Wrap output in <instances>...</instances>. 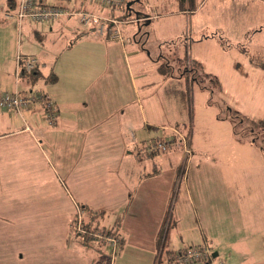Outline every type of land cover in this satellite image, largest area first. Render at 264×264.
<instances>
[{
    "label": "rangeland",
    "instance_id": "1",
    "mask_svg": "<svg viewBox=\"0 0 264 264\" xmlns=\"http://www.w3.org/2000/svg\"><path fill=\"white\" fill-rule=\"evenodd\" d=\"M11 1L20 2L0 0V12L3 14L0 15L1 69L5 66L3 57L7 54V58H10L8 49L6 50L8 43L3 40L8 36L6 27L16 29L18 44L23 40L28 49L31 48L33 52L37 50L46 70L50 69L48 64H54L72 42H90L91 39L88 38L74 42L81 31H75L76 34L73 35L76 28L73 22L72 30L58 26L57 23L53 32L39 29L40 26L35 22L25 21L27 24L22 27L24 21L20 22L18 18L8 19L4 15L10 9ZM163 1L127 0L131 15L120 19L122 23L119 28L124 41L130 45L126 47V52L131 51V48L138 51L129 61H136L138 58L140 61L153 62L148 70L150 75L136 82L138 89L142 91L141 87L147 85L145 83L156 81L150 88L151 99L145 93L141 92L140 95L143 106L157 108L161 112L151 114L145 109L150 123L146 125L149 130L146 135L150 137L147 141L164 135H167L165 140L171 136L180 138L178 132L186 135L187 128L192 130L188 139L190 153L184 151L182 144L177 141L171 142L167 151L152 155L158 157L166 154L165 156L175 159L173 162L162 163L161 169L166 172L176 171L177 167L181 174L190 170L185 185L188 187L189 181L190 189L186 191L182 187L181 191L174 189L170 193L169 209L178 223L169 227L167 248L178 250L201 244L202 236L196 231L200 229L206 235L212 232V237L227 235L233 225L232 221H237L242 234L252 233L256 227L260 230L258 234H264V228H261L264 225V211L256 212L251 207L257 199L264 203V127L257 123L264 117V0H196L198 6L193 12L183 11L176 0ZM57 3L59 2H53L55 5ZM123 13L124 11H117V16ZM103 14L110 16L111 13L107 10ZM147 17L153 21L147 23ZM137 21L142 22L138 25ZM27 27L32 30H26ZM77 28L80 27L77 25ZM30 32L32 33L29 34ZM113 41L117 40L110 42ZM114 44L116 43L110 45ZM115 54L121 63H125L122 49H118ZM65 57L58 60L59 66ZM112 57L115 59L114 54ZM68 62L66 60V64ZM155 64L161 70L167 64L170 73L175 74L177 80L183 78L175 86V92L169 81L165 82L157 77L158 74H154V70H158ZM68 72L66 68L61 77L63 81ZM132 73L135 75L137 72L132 70ZM125 75L128 80V75ZM32 86L36 90H45L48 84L40 78ZM60 86V83L51 84V89ZM154 99L157 107L152 106ZM134 110L126 111L125 117H131ZM244 116L249 120L243 121ZM137 118H140L139 113ZM183 123L188 126L182 128ZM106 133L111 135L110 131ZM170 133L171 136H168ZM111 147L121 148L116 143L111 146L107 143L103 148L93 147L95 152H100L97 154L98 158L91 154L93 152L88 153L89 161L95 160V164L91 161L86 170L87 194L91 203L97 206L105 204L112 193L110 185L104 191L103 179L107 176L102 179L98 177L101 164L111 169L115 164L106 160ZM189 193H192L190 198ZM142 206L136 205L137 209L132 206L129 210L118 209V213L121 212L122 215L126 211V215L130 217L123 228L118 227V232L125 229V243L121 246L118 245L120 239L117 235L110 234L108 230L113 225L115 215L109 212L104 217L102 214L93 218L92 230L89 231L82 228V225L88 223L92 215L81 204L75 206L69 233L71 244L67 243V234L63 246H50L42 254L38 251L39 238L43 237L39 231L31 226L14 227L3 224L6 228V242L0 243V264H44L48 260L53 262V258L56 264H182L170 261L166 251L162 255L157 251L159 257L155 261L152 218L158 212L139 210ZM231 208H234L232 212L229 211ZM257 213H261L263 217ZM139 214L140 219L136 222L134 217ZM251 216L254 222L252 227H248L249 223L246 222L251 220ZM245 217L247 218L244 220ZM260 220H263L262 226ZM198 224L201 228H198ZM84 230H87L86 233L90 232L92 241L85 242V238L77 236L80 231L84 234ZM49 235L46 231L44 238ZM105 235L116 239V249L119 246L117 251L104 239ZM58 236L56 234L55 237ZM55 237H50V241ZM21 253L24 254L23 259L20 258ZM173 256L172 253V258ZM209 260L202 264L217 263L212 257Z\"/></svg>",
    "mask_w": 264,
    "mask_h": 264
},
{
    "label": "crops",
    "instance_id": "2",
    "mask_svg": "<svg viewBox=\"0 0 264 264\" xmlns=\"http://www.w3.org/2000/svg\"><path fill=\"white\" fill-rule=\"evenodd\" d=\"M49 3L53 4L52 1ZM86 3L88 9H96V6L90 4L89 1ZM18 4L17 1L9 3L10 9L4 12L6 18H17ZM127 14L131 15V9ZM0 15L3 14L0 12ZM23 21H20L23 22L22 27L27 24V21L31 22L30 20ZM150 21L153 20H148L147 23ZM72 22L76 26L73 33L81 31L78 36L76 35L74 42L82 38L91 40L79 44L72 42V45L66 48L67 51L64 50L61 53V57L59 56L60 58L58 57L54 64H48L50 67L48 70L45 69V63L41 60L36 49L34 52L31 51V48L28 49L23 40L21 44L17 43L16 29L5 28L8 36L3 40L8 43L6 50L8 49L10 58H7V54L3 57L5 66L0 68V91L39 92L53 103L57 118L52 124L45 119L43 103L34 104L31 109L23 110L24 112L21 113L0 109V243L6 242L4 235L6 228L3 224L14 225V227L31 226L43 236L39 238L38 242V251L42 254L49 250L50 246L55 247L56 244L63 246L67 234L69 239L67 243L71 244L69 233L77 204L95 210H105L102 217L109 212L112 213L115 215V219L110 227L118 225L120 228H123L127 218L130 217L126 215V211L121 215V212L118 213V209L129 210L131 206L135 208L136 205H143L139 210L158 212H155L156 214L152 218V238L153 245H155L154 250L157 253L156 238L170 210V193L174 189L181 191L182 187L186 191L190 189L189 181L188 187L185 186L190 170L188 172L185 170L181 174L177 167L176 171L166 172L161 169L162 163L173 162L175 159L172 156H165L166 154L154 157L152 154L145 153L143 149L147 138H150L146 135L149 133L146 125L150 123L146 117L145 109H148L151 114L159 111L157 108L143 106V103L140 102V95L142 92L149 97L150 88L156 81L145 83L147 85L141 87L142 91L138 89L136 82L144 80L150 75L148 70L153 62L140 61L138 58L136 61L130 62L129 58L136 56L138 51L131 48V51L126 52V47H130V45L124 39H112L104 34H91L88 28L80 25L74 19L62 18L54 24H36L41 27H38L41 30L49 29L53 32L57 28V23H59L58 26L72 30ZM141 22L137 21L138 25ZM75 23L80 28H77ZM26 30L31 31L32 29L27 27ZM33 32L36 31L33 30ZM95 38L99 40H95ZM111 40L117 41L110 42ZM111 43L116 44L111 46ZM118 49H122L127 63L126 61L121 63L120 58L115 54ZM64 53H67L66 57ZM18 56H32L37 59L38 70L41 74L39 77L48 84L45 90H36L32 86L40 78L32 83L30 79L19 76L17 71ZM62 56L65 58L59 66L58 60ZM66 60L69 61L67 64ZM156 67L158 70L155 69L154 74H158L157 77L165 82L169 81L175 92V86L179 85L183 78L177 80L175 74L170 73L167 64L163 70L159 69V65ZM66 68L69 72L66 75V80L63 81L61 77ZM132 70L137 73L133 75ZM53 73L58 77V81L53 84L60 83V88L51 89L48 77ZM125 74L128 75V80ZM24 83L27 85H21ZM149 98L151 99V97ZM155 102L154 99L152 106L157 107ZM148 104L150 103L148 102ZM130 110L134 111L127 119L125 112H130ZM138 113L139 119L137 118ZM184 126H188V124L181 125L182 128ZM114 129L115 134H113ZM106 131H110L111 135H108ZM169 135L171 136V133ZM165 136L167 135L161 136V138ZM107 143L109 146L116 143L122 149L111 147L112 149L109 150L106 160L115 163L112 169L101 164L98 177L102 179L103 176H107L103 179L104 191L110 185L112 193L105 204L97 206L91 203L87 194L86 170L92 161H89L88 153L93 152L91 154L96 156L100 153L95 152L96 146L103 148L107 146ZM188 146H190L189 143ZM92 164H95V160L92 161ZM191 195L192 193L188 194L189 198ZM73 199L76 201L74 202ZM248 207L247 205L246 209ZM251 207L256 212L264 211V203L258 199ZM231 210L234 208L229 211ZM258 214L263 217L261 213ZM134 218L137 222L140 219V214ZM250 219L246 222L249 223L248 227H252L254 222L252 216ZM169 221L170 225L178 223V219L174 218L173 213ZM232 222L229 234L223 233L224 235L220 237L217 235L212 237V232H208L206 235L202 229L196 230L202 236L201 244L207 243L214 252H218L219 257L225 260V264H264L263 232V235L258 234L260 230L256 227L252 233L242 234L237 221ZM262 222L263 220L259 221L261 226ZM198 228H201L199 224ZM261 228H264V225ZM122 230L124 231H119V236L124 244L125 229ZM46 231L50 235L44 238ZM56 234L59 235L58 238L55 237ZM53 236L55 239H51L53 241L51 242L49 238ZM184 248L168 249L174 255ZM37 253L34 254L35 257H37ZM23 257L24 254L21 253L20 258L23 259ZM44 264H56V262L53 258V262L48 260Z\"/></svg>",
    "mask_w": 264,
    "mask_h": 264
},
{
    "label": "built area",
    "instance_id": "3",
    "mask_svg": "<svg viewBox=\"0 0 264 264\" xmlns=\"http://www.w3.org/2000/svg\"><path fill=\"white\" fill-rule=\"evenodd\" d=\"M49 1L60 2L70 0H21L17 7L16 16L20 21L30 20L37 24H54L61 18L76 17L81 25L88 28L91 34L108 35L112 39L122 40V33L119 28L120 22L111 16H105V11L111 12L113 8L122 6L126 0H86L90 4L96 6V11L90 9H75L70 6L48 5ZM38 61L32 56H18L17 67L18 74L21 76L22 71L30 72L35 69ZM43 103L45 119L50 123H54L57 118L56 110L43 94L36 91L23 93L19 91H0V109L14 110L21 113L23 110L31 109L34 104ZM179 142L182 144L184 151L190 153L188 140L185 134L178 132ZM169 140L150 139L144 144V151L153 154L160 151H167L170 146ZM81 232V231H80ZM108 240L111 247L116 250L117 241L111 236H104ZM114 250V251H115ZM213 258V252L210 246L189 247L180 252L177 261L184 264L202 263L210 261ZM218 264H223L219 262Z\"/></svg>",
    "mask_w": 264,
    "mask_h": 264
},
{
    "label": "trees",
    "instance_id": "4",
    "mask_svg": "<svg viewBox=\"0 0 264 264\" xmlns=\"http://www.w3.org/2000/svg\"><path fill=\"white\" fill-rule=\"evenodd\" d=\"M178 1V3H179V6H180V8L183 10V11H189V12H193V11H195L196 9H197V6H198V4H197V1L196 0H177ZM87 1L86 0H70V1H66V2H62V1H60L59 3H57L58 5H61V6H65V7H68V6H70L71 8H75V9H80V8H82V9H88L86 6H87V3H86ZM126 2H127V0H126ZM20 3V2H19ZM48 5H51L50 3H48ZM52 5H55V4H52ZM130 10V8L127 6V4L125 3L124 5H122V6H119V7H116V8H113V10L111 11V12H109V13H111L110 14V16L111 17H114V18H116L119 22H120V24L122 23V21H120V19L121 18H127L128 17V11ZM117 11H124V13L123 14H120L119 16H117ZM62 19V18H61ZM61 19H59V20H61ZM67 19H74V20H77V18L76 17H68ZM147 20L146 21H148V20H152V19H150L149 17L148 18H146ZM77 22L79 23V21L77 20ZM136 22V21H135ZM80 24V23H79ZM119 24V25H120ZM81 25V24H80ZM83 26V25H82ZM90 31V30H89ZM38 68H39V66H36L35 67V69L34 70H32V71H30V72H25V71H22V73H21V77L23 76L24 78H28V79H30V81L31 82H36L40 77V72H39V70H38ZM48 81H49V83H51V84H53V83H56L57 81H58V77L53 73V74H50L49 75V77H48ZM242 120L244 121V120H249V118L248 117H246V116H244L243 118H242ZM259 125H261V126H263L264 127V117L261 119V120H259L258 122H257ZM186 126H184L183 128H185ZM188 130H187V133H186V137H187V140L190 138V135H191V128L189 127V128H187ZM172 137V138H171ZM170 138H167L166 140H169L170 141V143L171 142H176L177 143V141L179 142V138H175L174 136H171ZM158 139H163V140H165V138H158ZM183 148V147H182ZM154 154V153H153ZM152 154V155H153ZM87 209H88V211L91 213V215H92V217H89V221H88V223L87 222H85V225L83 224L82 225V228L83 227H85L87 230H89V231H91L92 230V228H91V226H92V224H93V218H98L100 215H102V214H105V210H103V211H101V210H95V209H91V208H88V207H86ZM171 216H172V213L170 212V210L168 211V213H167V216H166V219L164 220V222H163V224H162V226H161V228H160V230H159V232H158V235H157V238H156V249H157V251L158 252H160V254L162 255V254H164L165 253V251L169 254V256H170V261H177V256H178V254L180 253V252H182V251H184L185 249H187V248H189V247H194V246H197V247H202V246H205V245H208L207 243H204V244H199V245H192V246H189V247H186L185 249H183V250H181V251H179V252H177V253H175L174 254V258H172V253L169 251V249L167 248V246H168V233H169V227L171 226L170 225V218H171ZM118 225H116V226H113V227H109L108 228V230L110 231L109 233L110 234H116L117 235V237L120 239V242H119V246H121V245H123V240L120 238V236L118 235L119 234V232H118V227H117ZM86 230V231H87ZM85 231V230H84ZM86 231H85V233L84 234H81V232H78L77 233V236L78 237H80V238H85V242L86 241H92V239H93V237L91 238V235H89L90 234V232L89 233H86ZM90 236H88V235ZM82 235H85V237L84 236H82ZM119 246H118V248H119ZM209 246V245H208ZM117 248V249H118ZM117 249H116V251H117ZM212 249V248H211ZM115 251V252H116ZM212 251H213V249H212ZM213 253H214V251H213ZM159 257V255H157V253H156V256H155V261L157 260V258ZM214 259H216L217 260V263L216 264H218L220 261L221 262H223V264H225V260L223 259V258H220L219 257V255L217 256V257H213ZM159 262V261H158ZM178 262V261H177ZM161 262H159V264H160ZM154 264H156V262H154ZM182 264H184V263H182ZM203 264H206V263H203ZM209 264H211V263H209Z\"/></svg>",
    "mask_w": 264,
    "mask_h": 264
},
{
    "label": "water",
    "instance_id": "5",
    "mask_svg": "<svg viewBox=\"0 0 264 264\" xmlns=\"http://www.w3.org/2000/svg\"><path fill=\"white\" fill-rule=\"evenodd\" d=\"M218 255H219L218 252H214V253H213V257H217Z\"/></svg>",
    "mask_w": 264,
    "mask_h": 264
}]
</instances>
